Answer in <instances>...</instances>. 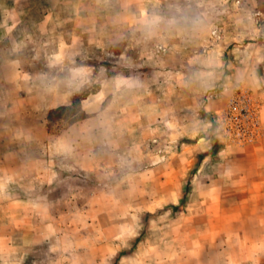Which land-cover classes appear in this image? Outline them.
I'll return each instance as SVG.
<instances>
[{
	"label": "rangeland",
	"instance_id": "1",
	"mask_svg": "<svg viewBox=\"0 0 264 264\" xmlns=\"http://www.w3.org/2000/svg\"><path fill=\"white\" fill-rule=\"evenodd\" d=\"M0 264H264V0H0Z\"/></svg>",
	"mask_w": 264,
	"mask_h": 264
},
{
	"label": "built area",
	"instance_id": "2",
	"mask_svg": "<svg viewBox=\"0 0 264 264\" xmlns=\"http://www.w3.org/2000/svg\"><path fill=\"white\" fill-rule=\"evenodd\" d=\"M258 105L241 87L229 98V103L216 120L219 127L228 129L237 140H249L260 131Z\"/></svg>",
	"mask_w": 264,
	"mask_h": 264
}]
</instances>
